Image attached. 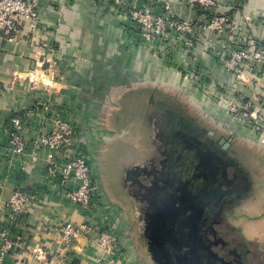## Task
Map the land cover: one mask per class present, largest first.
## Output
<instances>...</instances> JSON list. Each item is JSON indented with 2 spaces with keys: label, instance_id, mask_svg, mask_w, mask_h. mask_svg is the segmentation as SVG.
<instances>
[{
  "label": "crops",
  "instance_id": "crops-1",
  "mask_svg": "<svg viewBox=\"0 0 264 264\" xmlns=\"http://www.w3.org/2000/svg\"><path fill=\"white\" fill-rule=\"evenodd\" d=\"M30 1L36 5L40 16V25L35 31L27 25L16 34L6 35L0 30V227L8 229L11 240L22 244L19 256L5 254L0 264H41L32 257L31 249L35 246L58 254L59 264H102L98 262L102 251L89 239L79 238L66 248L60 247L57 227L80 220H89L98 227L109 226L117 235V248L104 264H151L141 258L133 245L124 207L104 195L96 176V156L101 150L97 147L103 143L104 132L109 131L114 137L119 134L103 122L104 99L115 94L120 95L119 100L123 102L130 92L140 87L178 89L184 101L197 107L204 117L227 126L234 136L256 149L263 157L264 166V141L224 111L228 100L237 95L254 105L264 100V63L256 64L247 79L237 83L234 76L201 47L182 53L169 51L165 57L155 45H140L139 38L125 27L120 8L114 1ZM215 1L216 11L225 13L231 20V26L220 39L206 32L217 49L232 39L245 41L249 52L259 46L264 49V0ZM125 2L132 7L153 5L158 8L167 4L172 13L183 20L197 16L193 8L180 0ZM210 93L214 98L207 100ZM18 116L24 119L20 135L28 143L40 132L49 131L52 116H59L75 126L76 141L88 157L97 184L95 208L84 210L64 195L57 179L48 174L52 156L47 151H38L36 161H31L29 156L8 154L9 136L4 131L10 120ZM259 176L264 178V167ZM76 186L74 182L69 184L71 189ZM212 187L217 189V185ZM16 188L25 190L30 202L20 215L12 218L8 202ZM210 199H205V217H211L226 204L229 216H237L234 199L216 204V195ZM232 201L234 203L228 205ZM261 202L260 213L249 211L250 221L264 220V201ZM244 214L245 211L238 213V217ZM259 226L258 229L250 225L249 228L232 224L229 227L230 231L242 235V252L247 257H264L260 236L254 235L264 233V226ZM252 244L257 246L255 251ZM146 255L149 257L147 250Z\"/></svg>",
  "mask_w": 264,
  "mask_h": 264
},
{
  "label": "rangeland",
  "instance_id": "rangeland-1",
  "mask_svg": "<svg viewBox=\"0 0 264 264\" xmlns=\"http://www.w3.org/2000/svg\"><path fill=\"white\" fill-rule=\"evenodd\" d=\"M123 1L125 3V0ZM135 2H138V0H135ZM214 11L217 12L216 9ZM132 12L136 13L139 20H145L148 12L157 16L164 15L165 10L160 7L153 8L151 5H138L135 6ZM216 14L226 15L218 12ZM196 15V18L199 16L207 17L201 11H196ZM196 18H194V22H199L201 19L198 18L196 21ZM125 27L127 28V26ZM127 29L135 35L131 28ZM154 45L160 52L166 54L165 57H167L170 49L175 46V44L169 42L166 44L157 42ZM194 47L197 46L194 45ZM119 96L115 94L108 95L102 105V112H106L105 115L109 116L107 119L105 116L104 124L109 129H115V132L119 134L114 137L115 135L110 134L109 131H103V143L97 147L101 150L98 151L99 154L96 156V176L104 195H108L107 197L112 198L124 207L129 219L130 237L141 258L152 264L146 255V239L143 236L145 225L142 212L143 199L141 198L142 190L139 184H148L150 182L149 173L152 170L158 171L162 167L160 162L164 159V147L161 142V121L171 116L168 113L175 112L181 118L191 121L193 126L202 131L203 135L201 133L199 136L192 128V135H195L198 139L201 138L202 141L205 139L215 148H217V140L220 139L228 144L224 152L217 148L220 152V154L217 152V158L224 159L228 163L226 176L229 182L221 184V193L220 195L217 194L218 198L215 204L219 201L228 203L227 199H234L237 203L235 204L237 216L234 218L229 216V212L225 211L226 204L221 210L216 209L211 217H206L210 220L205 219L199 230L201 232L199 236L204 241V245L210 252L215 254V259L226 260V262L233 264H236L237 261L242 264H264V257L261 258L256 255L255 258H252L245 256L242 252V235L229 230L231 224L237 228H245L246 226L249 228L250 225L253 226V229H258L259 225L264 226V220H249V211L260 213L259 209L262 208L263 203L261 201H264V178L259 176V172L264 167L263 157H260L258 151L250 147L244 139L234 136L227 126L204 117L197 107L184 101V96L178 89L174 90L162 86L154 88L140 87L130 92L125 100L122 99L123 102L119 100ZM113 116L116 118L114 119ZM209 131H213L214 135L209 136ZM153 177L152 179H154ZM242 181L245 184H242ZM161 183L163 182H156L160 186L163 185ZM254 191L256 193L251 195ZM219 197L225 200L223 201ZM244 198L249 199L243 202ZM233 201L228 205L233 204ZM243 211H245L244 216L238 217V213L241 214ZM194 214L195 211L191 208L183 209L175 216L166 218L164 220L165 226L171 228L175 236L184 239L183 235H188L192 231V216ZM208 224H210V227L209 229L206 228L205 235L203 229L205 230V226H209ZM254 235L260 236V244L264 246V233H254ZM256 245L259 244L256 243ZM256 245L253 246L252 244L253 251H255ZM196 251H198V248ZM234 260L237 261L234 262Z\"/></svg>",
  "mask_w": 264,
  "mask_h": 264
},
{
  "label": "built area",
  "instance_id": "built-area-1",
  "mask_svg": "<svg viewBox=\"0 0 264 264\" xmlns=\"http://www.w3.org/2000/svg\"><path fill=\"white\" fill-rule=\"evenodd\" d=\"M110 1H114L120 8V17L126 23L125 26L131 28L140 38V45L169 42L175 44L170 52L178 50L181 53L193 49L194 45L202 47L207 54L217 59L220 67L234 76L237 83L245 81L256 64L264 63L262 46L249 52L245 47V41L232 39L225 42L221 49H217L214 40L206 35V32L210 31L220 39L226 28L231 26L229 16L218 15L214 11L217 7L215 0H180L195 11L207 15L204 18L197 17L196 21L201 18L199 22L176 17L167 4L160 6L165 10L164 15L155 16L148 12L145 20H139L136 13L132 12L135 7L124 3L123 0ZM25 25L32 31L39 27L40 16L36 5L30 0H0V30L6 35L16 34ZM210 95L211 93L207 100L214 98ZM224 111L227 116L247 127L264 141V100L254 105L250 101H245L243 96L237 95L228 100ZM51 123L49 131L40 132L32 143H28L20 135L24 119L19 116L13 117L4 131L9 136L8 154L16 157L29 156L31 161H36L38 151H47L52 156L47 168L48 174L57 179L60 187L64 189V195L84 210L95 208L97 184L88 157L76 141L75 126L59 116H52ZM59 154L61 156L57 158ZM70 182L76 183V188L71 189ZM29 202L30 196L25 190L21 188L13 190L8 202L12 218L20 215ZM57 230L61 248L72 245L79 238L93 241L102 251L98 257V262L102 264L110 261L109 256L118 245V237L111 227H98L89 220L61 223ZM8 234V229L0 227V262L3 255L11 253L16 257L22 249L20 241L11 240ZM31 254L41 264H59V255L51 254L41 246L33 247Z\"/></svg>",
  "mask_w": 264,
  "mask_h": 264
},
{
  "label": "flooded vegetation",
  "instance_id": "flooded-vegetation-1",
  "mask_svg": "<svg viewBox=\"0 0 264 264\" xmlns=\"http://www.w3.org/2000/svg\"><path fill=\"white\" fill-rule=\"evenodd\" d=\"M168 115L171 116L161 121V142L164 147V159L160 162L162 167L158 171L152 170L149 173L150 182H148L146 187H143V184H139L142 190L141 198L143 203H146L142 207L144 221H149L150 217L164 214L166 215L164 219H166L167 215H172L171 213L174 212L177 213L181 208L193 209L195 214L192 216V229L195 227L198 232L195 235L191 234L190 238L188 237L187 244L190 252L187 256H183L186 261L185 264H222L217 262V259L206 250L204 241L199 236V233L201 234L199 230L206 219L203 214L206 197L212 199L216 195L217 199V194L220 195L221 193L218 186L229 182L226 176L228 163L216 156V154H220L217 148L222 150V152L225 151L223 140H217V148H215L204 139L207 142V146H202L197 142L198 138L192 135L190 121H185L175 112L168 113ZM184 133L187 134V137L183 136ZM157 181L163 182L161 183L163 185H157L159 184H156ZM214 185H217V189L212 187ZM207 219L210 220V218ZM206 232L207 230L203 233L206 235ZM145 239L149 258L153 264H156L148 251V240L147 238ZM197 248L198 251H196ZM235 263L240 264L238 261Z\"/></svg>",
  "mask_w": 264,
  "mask_h": 264
},
{
  "label": "water",
  "instance_id": "water-1",
  "mask_svg": "<svg viewBox=\"0 0 264 264\" xmlns=\"http://www.w3.org/2000/svg\"><path fill=\"white\" fill-rule=\"evenodd\" d=\"M184 119V118H183ZM185 121H188L186 118ZM191 122V121H190ZM192 128L195 129V131L200 135L202 131L199 128H196L191 123ZM209 136H213L214 132L209 131ZM183 136L187 137V134L184 133ZM197 142L200 145L207 146V142L200 141V139L197 140ZM224 148L226 149L228 147V144L222 141ZM183 210L181 208L178 212ZM177 212V213H178ZM177 213H171L172 215H167V218L169 216H175ZM166 215H159L150 217V220H146L145 222V230H144V236L147 238V247L148 251L152 255L154 261L156 264H185L186 261L183 259V256H187L189 254V246L187 244L188 237L191 236V234H196L195 227L192 229V231L188 235H183L184 239L181 237H177L174 235V232L171 228L166 227L164 223V218ZM208 228V226H207ZM190 238V237H189ZM206 248V246H205ZM206 250L215 257V254L209 251V249L206 248ZM184 262V263H183ZM217 262L222 264H231L230 262H226V260H219L217 259ZM242 264V263H240Z\"/></svg>",
  "mask_w": 264,
  "mask_h": 264
},
{
  "label": "trees",
  "instance_id": "trees-1",
  "mask_svg": "<svg viewBox=\"0 0 264 264\" xmlns=\"http://www.w3.org/2000/svg\"><path fill=\"white\" fill-rule=\"evenodd\" d=\"M182 114V113H181ZM144 186L143 187H146L148 184H143ZM146 205V203H142V207H144ZM209 238V237H208Z\"/></svg>",
  "mask_w": 264,
  "mask_h": 264
}]
</instances>
